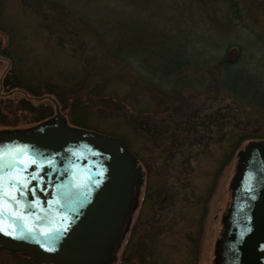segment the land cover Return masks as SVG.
Wrapping results in <instances>:
<instances>
[{
    "label": "rangeland",
    "instance_id": "1",
    "mask_svg": "<svg viewBox=\"0 0 264 264\" xmlns=\"http://www.w3.org/2000/svg\"><path fill=\"white\" fill-rule=\"evenodd\" d=\"M4 4L2 20L15 30L10 36L7 29H0V42L15 39L20 63L28 73L66 85L74 82L82 70L84 52H91L92 36L79 33L87 48H79V41L68 32L59 41V35L44 28L40 17L17 0ZM82 4L100 7L95 17L110 11L109 18L105 13L98 16L100 20L115 21L111 14L115 6L123 16L130 15L132 23L147 25L145 83L156 81L149 68L158 65L161 49L176 44L175 50L187 56L185 65L171 74L173 82L177 80L174 84L166 82L159 88L148 84L143 97L129 100L141 112L96 97L89 106L82 104L83 110L71 105L60 109L71 126L123 138L145 170L147 182L141 186V196L145 185L163 188L137 208L134 217L139 214V225L134 234L121 239L111 264H120L124 251L127 261L123 264H218L239 167L238 151L250 140L264 139V0H82ZM78 19L74 17L69 27L79 30ZM139 58L127 70L137 68ZM224 58L230 63L224 64ZM8 66L7 58L0 56V83ZM120 66L113 63L111 70ZM22 94L20 89L0 87L2 103H10L6 97L15 103ZM157 98L161 101L156 102ZM31 101L36 105L39 100ZM24 112L10 118L17 119L11 124L0 122V129L36 124L29 121L31 112ZM245 134L252 136L225 158L230 142ZM16 254L20 257L0 250V264H39L28 261L23 252Z\"/></svg>",
    "mask_w": 264,
    "mask_h": 264
},
{
    "label": "water",
    "instance_id": "2",
    "mask_svg": "<svg viewBox=\"0 0 264 264\" xmlns=\"http://www.w3.org/2000/svg\"><path fill=\"white\" fill-rule=\"evenodd\" d=\"M55 113L0 129V247L50 264H111L132 200L134 156L119 135ZM239 167L218 264H264V139Z\"/></svg>",
    "mask_w": 264,
    "mask_h": 264
},
{
    "label": "trees",
    "instance_id": "3",
    "mask_svg": "<svg viewBox=\"0 0 264 264\" xmlns=\"http://www.w3.org/2000/svg\"><path fill=\"white\" fill-rule=\"evenodd\" d=\"M6 1L8 0H0V29H7L11 36L15 27L13 28L2 20L4 3ZM17 1L24 9L37 14L41 19V25L48 31L50 30L56 35H59V41L63 40L61 36L64 32H68L75 40L79 41V48L85 46V44L80 41L83 36L79 37V33L81 35H91L93 41L91 45L88 46L91 52H84L85 55L82 56V70L76 80L71 82L70 85L53 81L51 78H42L36 73H28V69L23 67L20 63V58L18 57L19 53L16 51L15 39L9 38L8 41L3 44L0 42V56L7 58L9 62L8 68L2 75L0 87L5 91L20 89L23 93L15 103H13L14 101L10 97L5 98L6 101L10 103H2L4 100L3 96L0 95V122L11 124L13 121H17V119L10 118L17 116L19 112H23L24 114L25 110L30 111L32 114V119L29 120L30 122L37 123L45 120L51 117L55 112L54 99L58 102L60 109H64L68 107V105H71L78 110L80 108L83 110L85 109L84 107L89 106L88 102L90 99L96 97L102 102H117V104H123V107H126L127 110L131 109L136 112H141L142 110L134 108L132 104L128 103L129 100L131 102L133 99L138 100L143 97L142 94H144V89L149 90L148 84H155L157 88L162 87L166 82L174 84L177 80L173 82L171 74H176L180 68L185 65L184 63L187 62V56H182L180 51L175 50L176 44H171L165 47V51H161L163 49L159 51L160 56L157 62L158 65L152 64L149 68L153 72L150 71L151 73L149 72V75L156 81H148L145 83V73L143 72L145 67L143 61L148 59L146 56L147 59L143 57V53L146 54V49L144 47L147 46V41L145 42L144 39L148 34V27L145 23L141 21L132 23L130 15L123 16L121 10L115 6H112L113 12H111L115 21L109 22L107 20H100L98 19L99 15L95 17L96 11H99L98 14H100V7L99 9L90 6L86 7V5L82 4V0ZM116 9L118 10L116 11ZM69 11L71 13H69ZM101 13L99 17L104 16L106 13L107 16L104 17L109 18L108 15L110 11L104 10ZM70 16L72 19L69 18ZM73 16L79 18V30L69 27V25L72 24V20H74ZM87 40L90 42L91 38ZM178 47L180 49L179 45ZM137 55L142 57L139 58L140 64L134 70L130 68L132 70V72H130L127 68L130 67V62L133 61V59L135 60ZM151 56H155L156 58L154 54H151ZM98 57L104 59L97 62L96 59ZM95 62H97L98 65H95ZM113 63L121 66L117 70H111ZM223 63L228 64L230 62L224 58ZM122 65L124 68H122ZM130 73L133 74L131 81L129 80ZM162 74L169 79L162 80ZM114 82L118 84L114 85ZM119 87L121 89H119ZM33 97L39 100L36 105L31 101ZM160 101L158 99L156 102ZM82 104H84V107ZM129 104L131 106H129ZM126 109H124L122 113H124ZM132 121L133 119H131V122ZM138 126L140 125L138 124ZM230 136H233L232 133ZM251 136L252 135L249 134L239 135L230 142L225 153V158H230L240 142ZM120 242L121 240L117 244L115 251ZM0 250L12 255H17L16 252H21L3 247H0ZM27 256L24 257H27V260L29 259L28 261L32 263L45 264L32 260L29 255ZM120 261L122 264L127 261L125 251L122 253Z\"/></svg>",
    "mask_w": 264,
    "mask_h": 264
},
{
    "label": "flooded vegetation",
    "instance_id": "4",
    "mask_svg": "<svg viewBox=\"0 0 264 264\" xmlns=\"http://www.w3.org/2000/svg\"><path fill=\"white\" fill-rule=\"evenodd\" d=\"M253 140H257V139H253ZM249 142L250 141H248L247 144H249ZM132 155L134 156L133 153H132ZM134 160H135V162H134V168H133L134 177H133L132 200H131L130 207L128 209V212H127V215L125 218V227H124L125 230H124V232H123L124 234L122 235V238H121L122 240L125 238V235L127 233H130L131 235L134 234L137 225H139V224H137V219L139 218V214L136 217H134V213L137 210V208L140 209V208L144 207V205H145L144 199H147V197H148V199L149 198L151 199L154 196H156L157 194H161L160 190L163 189V188H160V190H159V189H156V187H153V185L148 184V186L145 185V187L143 189L144 190L143 194L141 196L140 195L141 186L143 183L145 184L147 182V178L145 177V170L142 168V166L139 163H137L135 156H134ZM162 199L161 200L164 201V198H162ZM115 259H116V254H115ZM51 264H54V263H51Z\"/></svg>",
    "mask_w": 264,
    "mask_h": 264
}]
</instances>
